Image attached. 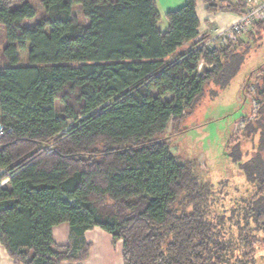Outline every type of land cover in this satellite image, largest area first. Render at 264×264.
Masks as SVG:
<instances>
[{
	"label": "trees",
	"instance_id": "obj_1",
	"mask_svg": "<svg viewBox=\"0 0 264 264\" xmlns=\"http://www.w3.org/2000/svg\"><path fill=\"white\" fill-rule=\"evenodd\" d=\"M30 1L0 0V244L8 257L82 264L91 248L84 234L99 228L122 243L123 264H232L205 210L213 185L160 137L207 89L230 84L249 52H240L242 40L264 20L223 48L203 47V37L178 51L198 35L197 0L168 12L164 33L155 0H39L43 17L27 26L36 15ZM205 1L208 13H242ZM201 61L212 70L199 73ZM61 223L69 225L64 246L52 237Z\"/></svg>",
	"mask_w": 264,
	"mask_h": 264
},
{
	"label": "rangeland",
	"instance_id": "obj_2",
	"mask_svg": "<svg viewBox=\"0 0 264 264\" xmlns=\"http://www.w3.org/2000/svg\"><path fill=\"white\" fill-rule=\"evenodd\" d=\"M29 3L36 15L26 25L33 26L44 12L39 0ZM72 15L80 26L88 25L80 6L73 7ZM163 24H167L165 17L158 25L160 30ZM242 41L240 52H249L230 84L216 94L207 89L193 109L185 111L181 124L176 127L170 123L160 138L173 156L196 161L200 179L213 185L205 210L208 220L217 225L225 257H234L232 264L240 260L238 255L248 257L252 264H264V23ZM4 45L0 31V53ZM152 94L157 96L155 91ZM160 99L168 101L171 97ZM55 110L63 115L58 101ZM246 167L249 180L241 170ZM117 243L122 251V243Z\"/></svg>",
	"mask_w": 264,
	"mask_h": 264
},
{
	"label": "crops",
	"instance_id": "obj_3",
	"mask_svg": "<svg viewBox=\"0 0 264 264\" xmlns=\"http://www.w3.org/2000/svg\"><path fill=\"white\" fill-rule=\"evenodd\" d=\"M155 1L159 14V25V23H161L162 21V17H165L168 12H172L181 8L185 4L186 0H163L161 3H159L158 0ZM210 2L217 6H219L220 4L239 5L241 7V10L245 9L244 5L236 4L232 0H210ZM195 13L199 22L198 35L193 42L183 44L178 51L190 48L194 42L199 41L203 37L211 36L212 34H214L215 31H221L225 29L226 27L234 23L237 20L238 16L237 13L222 11L208 13L207 3L205 0H197ZM167 28L168 23L164 25L163 30H160V28L158 27L159 31L162 33H164ZM173 59L174 56H171L170 60ZM202 64L205 66L204 70L211 71L213 68V66L206 65L201 61L199 62V73L202 72ZM52 237L56 245H66L69 241V225L67 223H61L55 226L52 229ZM84 237L86 242L91 244V248L87 260L82 264H123L121 258V247L117 242L115 244L112 243V238L109 234L105 233L99 228H94L92 230L87 231L84 234ZM0 264H16L11 258L8 257L6 251L4 250L1 244Z\"/></svg>",
	"mask_w": 264,
	"mask_h": 264
},
{
	"label": "built area",
	"instance_id": "obj_4",
	"mask_svg": "<svg viewBox=\"0 0 264 264\" xmlns=\"http://www.w3.org/2000/svg\"><path fill=\"white\" fill-rule=\"evenodd\" d=\"M236 4L244 5V11L237 16V20L230 26L221 31H215L202 44L203 47L212 50L223 48L228 45L229 41H234L241 37L249 30L257 21L264 20V0H232ZM200 71V66L198 68Z\"/></svg>",
	"mask_w": 264,
	"mask_h": 264
}]
</instances>
